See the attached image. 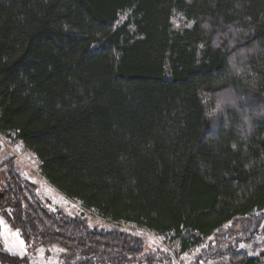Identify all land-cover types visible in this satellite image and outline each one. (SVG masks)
<instances>
[{
    "label": "trees",
    "instance_id": "trees-1",
    "mask_svg": "<svg viewBox=\"0 0 264 264\" xmlns=\"http://www.w3.org/2000/svg\"><path fill=\"white\" fill-rule=\"evenodd\" d=\"M221 95L235 104L218 111ZM0 133L85 210L183 252L261 220L264 0H0ZM9 162L1 209L27 243L58 245L63 264L159 263L138 236L49 210Z\"/></svg>",
    "mask_w": 264,
    "mask_h": 264
},
{
    "label": "rangeland",
    "instance_id": "rangeland-1",
    "mask_svg": "<svg viewBox=\"0 0 264 264\" xmlns=\"http://www.w3.org/2000/svg\"><path fill=\"white\" fill-rule=\"evenodd\" d=\"M172 25L174 29L180 30L190 27L191 22L181 13H175ZM224 96L218 97V111L221 110L222 103L235 104L232 95ZM8 161L14 164L22 178L36 184L38 196L49 210L62 211L71 216L82 215L93 229H116L138 236L144 242V254L155 255L159 259L158 264H236L229 250H243L248 254H260L264 251V217L258 221L257 218L232 221L218 234L204 240L200 246L183 252L179 242L171 235L157 234L132 224L114 222L85 210L79 202L64 195L42 176L38 157L16 140L14 133H0V190L8 185V166L3 164ZM8 213L9 209H1L0 204L1 251L26 258L28 262L23 264L65 263L61 257L63 249L58 245L27 243L12 225ZM7 247H12L14 252L6 251Z\"/></svg>",
    "mask_w": 264,
    "mask_h": 264
},
{
    "label": "snow or ice",
    "instance_id": "snow-or-ice-1",
    "mask_svg": "<svg viewBox=\"0 0 264 264\" xmlns=\"http://www.w3.org/2000/svg\"><path fill=\"white\" fill-rule=\"evenodd\" d=\"M17 235H18V233H17ZM6 251L14 252V249H13L12 247H7V248H6Z\"/></svg>",
    "mask_w": 264,
    "mask_h": 264
},
{
    "label": "water",
    "instance_id": "water-1",
    "mask_svg": "<svg viewBox=\"0 0 264 264\" xmlns=\"http://www.w3.org/2000/svg\"><path fill=\"white\" fill-rule=\"evenodd\" d=\"M4 196V193L0 191V199Z\"/></svg>",
    "mask_w": 264,
    "mask_h": 264
}]
</instances>
